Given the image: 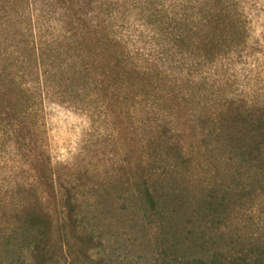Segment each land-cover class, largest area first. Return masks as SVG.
<instances>
[{"label": "trees", "instance_id": "1", "mask_svg": "<svg viewBox=\"0 0 264 264\" xmlns=\"http://www.w3.org/2000/svg\"><path fill=\"white\" fill-rule=\"evenodd\" d=\"M165 2L47 0V30L30 11L24 28L9 15L0 22V157L18 158L36 180L0 189V240L8 254L10 246L26 242L31 264H109L93 258L97 246L79 230L76 190L55 178L38 146L45 98L60 88L67 100L85 91L103 93L130 122L142 109L147 121L161 123L154 140L147 126L140 137L151 152L148 173L136 183L147 231L163 238V218L187 201L209 224L198 232L199 251L162 254L155 264H264V227L255 232L259 223L249 205L264 193V107L215 94L200 98L208 83L199 91L188 80L185 93L164 72L174 52L182 51L195 71L230 57L248 38L241 9L234 0ZM130 12L147 41L144 53L130 49L123 33ZM55 76L65 85L52 86ZM187 104L197 108L185 112ZM223 169L229 182L192 181L191 170L211 176ZM17 259L9 264H22Z\"/></svg>", "mask_w": 264, "mask_h": 264}, {"label": "rangeland", "instance_id": "2", "mask_svg": "<svg viewBox=\"0 0 264 264\" xmlns=\"http://www.w3.org/2000/svg\"><path fill=\"white\" fill-rule=\"evenodd\" d=\"M234 1L241 9L238 13L248 36L246 43L240 44L227 59L197 70L198 73L189 67V59L182 56V51L180 55L174 52L164 72L170 80L180 83L185 93H188V80L196 83L197 88L201 87L196 88L199 91H203V84L208 83L200 98L215 94L219 98H233L264 107V0ZM169 2H165L166 7ZM46 4L47 0H0V22L7 21L9 15L19 18L24 28V19L30 11L33 20L38 18L39 25L47 30L49 8ZM134 15L133 12L127 15L123 33L128 37L130 49L144 53L148 48L147 41L140 39L142 30L138 23H132ZM51 84L65 85L56 76ZM195 93L198 95L199 92ZM89 94L85 91L67 100L61 89L55 88L46 96L44 127L38 146L49 156L55 178L61 179L67 188L76 190L79 230L95 241L97 249L93 258L109 264H155L162 254L187 255L199 251L196 244L201 234L198 232L205 233L209 219H197L190 201L182 207H172L170 211L176 214L163 218V238L153 234V230L147 231V218L143 215L146 209L140 203L142 194L136 183L139 175L148 173L151 152L141 143L140 137L146 135L144 126H147L148 130L154 131L150 137L154 140L161 123L147 121L149 113L144 110L146 114L143 113L142 109L135 112L130 122L122 108L105 101L103 93ZM185 108V112H192L197 106L187 104ZM153 114L154 111L150 113L151 118ZM145 120L146 125H142ZM179 124L181 129L184 126L182 119ZM165 165L171 166L170 163ZM225 170L218 175L210 174L212 177L208 176V171L204 175L203 171L191 170L192 181L205 182L214 177L220 183L224 179L221 177H225L226 183L230 174ZM25 182H36L28 167H24L18 158L1 156L0 189H11L14 184ZM249 205L254 222L259 223L254 228L258 233L264 227V193L257 192ZM27 245L20 242L18 246H10L11 253L8 254L0 240V264H9L19 257L22 264H31L29 250H25ZM13 251H17L16 255Z\"/></svg>", "mask_w": 264, "mask_h": 264}]
</instances>
